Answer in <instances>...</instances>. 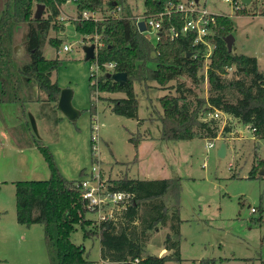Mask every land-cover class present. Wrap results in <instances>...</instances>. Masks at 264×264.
I'll return each instance as SVG.
<instances>
[{
  "label": "rangeland",
  "instance_id": "obj_1",
  "mask_svg": "<svg viewBox=\"0 0 264 264\" xmlns=\"http://www.w3.org/2000/svg\"><path fill=\"white\" fill-rule=\"evenodd\" d=\"M6 1L0 0V13L6 8ZM145 1L126 0L136 17L147 11ZM199 3L231 19L232 51L255 57L258 71L264 77V0H252L239 9L224 0H199ZM58 8L59 14L51 20L42 53L46 59L59 60L50 79L60 89L72 91V105L79 114L74 120L68 119L52 107L53 103L48 102L37 86L32 87L27 101L0 105V264H50L42 224L18 223L15 205V183L45 180L50 170L40 150L34 144L19 147L10 129L18 142H32L33 136L41 140L60 173L69 180L86 178L93 167L110 186L112 179L124 176L138 180L179 178L176 201L181 220L178 228L181 264H200V260L206 259H214L208 264H262L264 175L258 172L264 168V138L255 136L249 124L224 112L211 123L216 128L215 138L206 135H196L190 140L160 138L159 97L176 95V84L184 83L192 91L189 99L195 102V97L206 98L209 95L206 79L196 85L188 77L180 76L163 86L153 80H134L137 118L115 114L108 99L125 97V93L96 89L91 92L89 88L90 84L96 85L104 69H98L91 60L86 61L82 47L94 43L97 52L98 37L94 35L91 41L90 35L83 37L76 31L74 23L78 14L73 0H65ZM35 9L34 3L33 12ZM85 11L94 21L111 14L105 5L101 10ZM49 14V9L43 8L42 16ZM21 33L22 30L17 33L19 40ZM145 34L154 44L153 31ZM51 40H58L59 44L55 46ZM64 46L69 50H63ZM15 54L23 57L22 47L16 46ZM149 67L153 68L154 63L150 62ZM234 70L228 68L224 77L249 79ZM228 96L232 101L237 98L235 92ZM94 123L98 125L95 151L91 142ZM208 142L213 146L207 147ZM222 142L226 154L219 156L217 149ZM254 167L258 169L251 177ZM169 199L168 206L175 203ZM105 213H109L108 208L100 215ZM100 217L91 211L85 213V219L95 222H102ZM91 227L93 224L88 228ZM75 228L72 241L84 247L89 260L102 264L98 236L85 237L79 224ZM169 231V226L162 223L148 228L150 239L144 246L149 253L160 252ZM165 264L178 263L169 260Z\"/></svg>",
  "mask_w": 264,
  "mask_h": 264
},
{
  "label": "trees",
  "instance_id": "obj_2",
  "mask_svg": "<svg viewBox=\"0 0 264 264\" xmlns=\"http://www.w3.org/2000/svg\"><path fill=\"white\" fill-rule=\"evenodd\" d=\"M65 0H7L6 8L0 13V105L25 102L30 98L33 86L46 94L48 102L57 108L60 88L50 79L51 72L59 63L58 59H46L42 48L51 25L52 18L59 14V5ZM76 4L78 20L76 31L85 37L98 38L96 62L104 73L97 78L96 85H89L90 91L124 92L125 97L110 98L111 111L115 114L137 118L138 102L133 81L153 80L159 85L180 76H186L192 83L205 80L209 85L206 98L189 99L192 93L184 83L176 84V95L165 94L159 97L162 113V140H190L196 135L217 137L213 119L202 121L200 117L217 109L229 114L244 124L251 126L252 132L264 138V77L258 71L257 59L244 54L228 51L224 37L231 34L233 22L227 16H218L212 26L213 35L208 37L215 48L203 70L202 45L193 43L195 33L180 34L170 40L167 36L171 23L177 24L175 16L170 21L165 18L159 32L160 40L154 46L136 26L135 18L126 0H73ZM170 0H146L149 14L163 9ZM258 1V0H254ZM35 3L49 9L48 17H34L32 6ZM111 9V14L99 20L83 19L82 12ZM119 12L117 13V9ZM113 12V13H112ZM22 30L20 40L17 33ZM19 41V44H17ZM55 46L57 40H51ZM22 47L24 54L19 58L15 47ZM198 53L194 57V54ZM114 63L113 72L126 73V82L120 85L107 77L106 63ZM153 62L154 67H149ZM244 77L226 79L227 69ZM91 80V77L89 78ZM230 91L237 94L232 101ZM205 131V132H204ZM14 141L23 146L34 144L44 156L50 175L45 180H26L15 183V205L17 222L26 226L39 223L43 226V236L50 264H96L88 259L82 245L75 244L71 234L80 225L85 237L96 235L99 238L102 262L119 264H165L172 260L181 264L179 255V211L176 201L179 178L138 180L126 176L112 179L111 191L128 192L132 195L129 203L112 219L102 222L85 219L89 210L81 199L79 180H69L58 170L51 152L41 140L33 136L32 142L21 143L10 129ZM25 133V131H24ZM207 133V134H206ZM258 168H252L250 176H255ZM82 173V171H81ZM175 203L168 206V199ZM170 200V199H169ZM162 223L169 226V234L164 241L167 254L161 256L148 252L145 248L150 239L148 228ZM93 224V227H90ZM137 259V262H135ZM214 259L200 260L208 264ZM264 264V262H262Z\"/></svg>",
  "mask_w": 264,
  "mask_h": 264
},
{
  "label": "built area",
  "instance_id": "obj_3",
  "mask_svg": "<svg viewBox=\"0 0 264 264\" xmlns=\"http://www.w3.org/2000/svg\"><path fill=\"white\" fill-rule=\"evenodd\" d=\"M224 1L231 3L235 9H239L243 6L240 0ZM173 16L177 18V24H170L169 32L167 33L168 38L170 40H173L177 38L180 34H185L189 32L195 33L193 43L196 45H202L204 47L203 73L204 75H206L207 65L215 48V45L209 40L208 37H211L213 35L212 26L216 23V18L219 15L208 10L205 5L199 3V0H186L184 2H182L181 0H170L165 3L163 9L161 10L137 16L135 18V22L136 26L138 21L144 22L145 30L142 33L149 40L150 37L145 33L147 31H153V45L156 46L160 40L159 32L162 29L165 18L170 21V18ZM81 18L92 19V17L88 15L86 11L82 12ZM63 50L68 51L69 47L64 46ZM197 55L198 53H195L194 57ZM95 64L99 69L96 62ZM104 67L105 70L106 68L113 70L114 63H106ZM109 69L106 71L109 72ZM222 113L223 112H221L220 110L215 109L212 112L203 114L200 119L202 121L217 119L219 115H222ZM92 129L94 133L91 135V142L92 149L95 151L97 150L96 143L98 140L97 123H94L92 125ZM212 146V142L207 143V147L210 148ZM95 172L96 167H93L89 176H87L86 178L83 177L81 180H79L78 186L80 187L81 191V199L85 203V207L99 217L101 216L100 214L105 208L109 209V213H105L100 217L101 221L112 219L115 215V212H118L119 210L123 209L129 203L132 195L128 192L111 191L109 189L110 185L107 184L106 181L102 180L98 173ZM135 262H137V259H135Z\"/></svg>",
  "mask_w": 264,
  "mask_h": 264
},
{
  "label": "water",
  "instance_id": "obj_4",
  "mask_svg": "<svg viewBox=\"0 0 264 264\" xmlns=\"http://www.w3.org/2000/svg\"><path fill=\"white\" fill-rule=\"evenodd\" d=\"M241 3L245 6L249 5L252 0H240ZM44 5L37 4L36 9L34 12V17L39 18L42 14ZM137 28L140 32H143L145 30V25L143 21H138ZM224 41L226 43L228 51L232 50V43L234 41V37L232 34H228L224 37ZM84 52V59L86 61L93 60L96 56V45L94 43L90 45H83L82 47ZM107 77L111 78L113 81L118 82L120 85L124 84L126 82V73L124 72H109L107 73ZM57 108L58 110L65 115L68 119L74 120L79 112L73 107L72 105V91L68 88H62L59 92V97L57 100ZM31 124L33 125V128L36 132L34 122L31 121ZM217 154L219 156H224L226 154V145L224 142L220 143ZM259 175H264V168H261L259 170ZM119 264V263H116Z\"/></svg>",
  "mask_w": 264,
  "mask_h": 264
},
{
  "label": "crops",
  "instance_id": "obj_5",
  "mask_svg": "<svg viewBox=\"0 0 264 264\" xmlns=\"http://www.w3.org/2000/svg\"><path fill=\"white\" fill-rule=\"evenodd\" d=\"M167 232V231H166ZM168 251L166 249H164V247L162 246L160 248V252L157 254L159 256L163 255V254H167ZM152 254H155V253H152ZM102 264H113V263H109V262H102Z\"/></svg>",
  "mask_w": 264,
  "mask_h": 264
}]
</instances>
